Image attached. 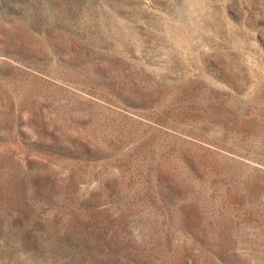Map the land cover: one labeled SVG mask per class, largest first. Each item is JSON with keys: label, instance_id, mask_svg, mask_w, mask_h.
<instances>
[{"label": "rangeland", "instance_id": "obj_1", "mask_svg": "<svg viewBox=\"0 0 264 264\" xmlns=\"http://www.w3.org/2000/svg\"><path fill=\"white\" fill-rule=\"evenodd\" d=\"M0 264H264V0H0Z\"/></svg>", "mask_w": 264, "mask_h": 264}]
</instances>
